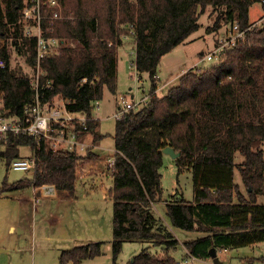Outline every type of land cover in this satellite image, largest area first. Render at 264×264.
Listing matches in <instances>:
<instances>
[{
  "label": "trees",
  "instance_id": "1",
  "mask_svg": "<svg viewBox=\"0 0 264 264\" xmlns=\"http://www.w3.org/2000/svg\"><path fill=\"white\" fill-rule=\"evenodd\" d=\"M51 1L40 0L38 20L25 17L36 0H0V59L5 61L0 66V114L22 117L37 93L42 103L63 101L67 110L87 117L86 128L75 121L73 129L91 146L82 154L53 149L46 138L8 132L0 138V156L9 164L21 156L22 146H30L36 167L31 178L5 179L0 194L45 184L74 194L78 167L100 160L94 146L104 135L93 110L106 87L116 94L118 49L131 36L134 65L149 74L152 84L148 103L115 123L113 264H120L117 258L127 240L161 245L165 252L159 256L144 247L128 264L178 263L171 251L179 239L153 209L162 200L160 168L167 146L180 152L175 159L179 168L193 171L194 200L174 196L166 203L171 225L203 233L183 242L191 256L204 259L211 257L212 247L218 252L264 242V203L258 202L264 194V22L252 26L249 19L250 7L256 2L264 6V0ZM209 6L218 16L208 30L220 28L221 21L238 22L247 29L244 37L209 67L184 71L159 95L155 76L162 57L199 29V18ZM28 25L38 26L40 35L27 30ZM40 37L57 40L58 46L39 58ZM13 52L25 58L33 74L12 64ZM236 170L242 183L235 180ZM103 243L63 249L59 264H82L100 255ZM250 259L264 263V255Z\"/></svg>",
  "mask_w": 264,
  "mask_h": 264
},
{
  "label": "rangeland",
  "instance_id": "2",
  "mask_svg": "<svg viewBox=\"0 0 264 264\" xmlns=\"http://www.w3.org/2000/svg\"><path fill=\"white\" fill-rule=\"evenodd\" d=\"M28 11L32 10L28 9ZM212 11L211 6L207 7L199 18V29L162 57L158 67L162 81L164 82L170 75L174 76V79L169 85L161 87L158 91L159 95L167 93L169 87L178 82L181 73L185 70L192 67H209L214 61L204 60L201 53L207 54L215 49L218 39L221 41L228 34L231 24L221 21L220 28L208 30V27L213 26L216 22L218 16L217 12ZM37 15L39 16V13L31 12L30 16L26 18L36 17L38 19ZM249 19L252 26L262 25L264 22L262 3L256 2L250 7ZM26 29L33 33H41L39 27L35 25H28ZM125 38V43L118 53L120 70L117 92L114 94L106 87L103 98L97 101L99 108L96 105L93 110V116H97L99 120V131L104 135L95 145L94 151L98 152L104 161L107 157L115 155L113 135L117 119L115 113L121 105L119 97L126 95L129 101H137L143 96L149 95L152 84L149 74L147 72L139 73L134 65L135 45L133 39L131 36ZM48 42L50 43L48 50L55 51L58 46L57 40H48ZM12 64L20 67L24 72L33 74V70L28 66L25 58L14 52ZM261 147L264 150V143ZM20 154L31 155V147L22 146ZM236 160L237 162L242 160V155L239 152L236 153ZM104 161L99 162L98 172L92 173L91 170H88L87 173H90L87 178L76 180L74 193L78 197L75 200L64 198V201H61L56 195L49 197L38 195L37 197L32 187L2 193L0 196V249L3 250H0V264H59V256L63 249L90 241H103L102 253L95 257L85 258L82 264H113V198L110 193L109 195L103 194L100 189L102 187L106 191H110L113 186V177L112 172L104 167V165L107 167V163L104 164ZM101 163L104 165H100ZM103 169L105 174L100 176ZM160 172L163 195L162 200L156 202L153 209L154 213L170 227L176 238L179 239L180 243L171 251V255L178 262L177 264H264L260 259H250L264 255V242L237 248L219 249L217 254L220 263H214L212 257L193 259L183 242L201 236L203 233L187 231L171 225L166 213V203L175 197L194 200L193 171L190 167L179 168L175 159L165 153ZM32 175L33 171L16 170L8 167L6 161H0V187L5 179L12 183L22 178H31ZM235 180L242 183V176L238 170H236ZM95 181L98 183L99 192H95L92 185ZM242 188L245 191L243 184ZM258 202L264 203V194L258 196ZM144 247H149L153 253L159 256L165 255L161 245L146 241L127 240L123 243L122 250L118 255V262L128 264L133 260V256Z\"/></svg>",
  "mask_w": 264,
  "mask_h": 264
},
{
  "label": "built area",
  "instance_id": "3",
  "mask_svg": "<svg viewBox=\"0 0 264 264\" xmlns=\"http://www.w3.org/2000/svg\"><path fill=\"white\" fill-rule=\"evenodd\" d=\"M51 4L57 5L56 0H52ZM40 0H36V5L26 8L25 17H29L31 12L38 10L39 13L38 20L40 19L39 12ZM31 9L32 11H28ZM57 12L54 13L53 17H58ZM247 29H241L238 22H235L231 25L228 34L223 37L215 49L203 55L204 60H215L218 59L221 52L226 48H233L237 42L244 37ZM40 35V33L38 34ZM54 40V39H53ZM47 43L45 39L39 38V48H38V57L44 56L47 51ZM50 44V43H49ZM5 61L0 59V66H3ZM40 70L38 68L37 76ZM159 80V75L155 76ZM33 84L35 87L38 86L37 80L33 79ZM150 99L149 95L143 96L137 101H129L126 95H121L119 101L121 105L116 111L115 116L117 118L123 117L131 109L143 106L148 103ZM98 105L97 101L95 106ZM78 121L86 128L87 117L82 114L73 113L67 110L65 103L63 101L55 100L52 103H42L39 99L38 93L35 96V102L30 106L26 107V111L22 117H6L0 114V138L5 137L8 132L20 133L33 136L36 140L41 138H46L50 140V145L53 149H69L75 150L77 153H85L90 144L80 140L77 137L76 131L73 129L74 122ZM116 152V150H115ZM0 161H6L5 158L0 156ZM7 164V162H6ZM115 164V155L110 158L108 166L112 172L113 166ZM8 167H11L16 170H26L34 171L36 167V158L33 154L29 156H23L12 159ZM47 191H52L51 187H47ZM193 259L196 257L192 256Z\"/></svg>",
  "mask_w": 264,
  "mask_h": 264
},
{
  "label": "crops",
  "instance_id": "4",
  "mask_svg": "<svg viewBox=\"0 0 264 264\" xmlns=\"http://www.w3.org/2000/svg\"><path fill=\"white\" fill-rule=\"evenodd\" d=\"M128 38V37H127ZM132 39H133V43H134V45H135V39H134V37H131ZM125 39L126 38H124V40H123V43H122V45H120V47H119V49H118V53H119V51H120V49H121V47H123V45H124V43H125ZM174 49V48H173ZM172 49V50H173ZM197 64V62L195 63V65ZM160 66V65H159ZM119 70H120V60L118 61V78H119ZM186 71V70H185ZM158 75H159V80H158V91L161 89V87L162 86H165V85H169L172 81H173V79H174V76H171L170 75V77L168 78V79H166V80H164V82L162 81L163 79H162V77H161V74L159 73V70H158V73H157ZM182 74V73H181ZM99 104V103H98ZM97 108H99V105H98V107ZM117 111V110H116ZM95 118H97V116H94ZM95 147V146H94ZM98 153V152H97ZM99 154V153H98ZM100 155V154H99ZM100 158H101V156H100ZM110 156L109 157H107V159L104 161V159H100V161L99 162H101V160H103L104 162V164L105 163H107V167L104 165V164H100V165H104V167L106 168V169H109V166H108V163H109V160H110ZM99 162L97 163V164H95V163H89V164H83V165H81L80 167H78V170H77V179H85V178H87V176L89 175V173L90 172H92V173H95V172H98L97 171V169L99 168ZM88 170H91L89 173H87L88 172ZM109 171H110V169H109ZM111 172V171H110ZM105 174V170L103 169L101 172H100V176H102V175H104ZM97 180H98V178H97ZM96 180V181H97ZM78 181V180H77ZM96 181H95V183H93L92 185H93V187H94V189H95V192H99V190L101 189L102 190V192H103V194H108L109 195V193H110V191H106V189H103L102 187H100V189H99V187H98V183H96ZM101 182H102V180H101ZM97 184V185H96ZM30 187H32V189L34 190V193H35V195H37V197H38V195H43V196H45L46 195V197H49L50 195L51 196H54V195H56L57 197H58V199L59 200H61V201H64V198H71V199H73V200H75L78 196H77V194H73V195H70V194H68L66 191H62V190H59L55 185H53V184H45V185H42V186H39V187H36V186H30ZM47 187L49 188V187H51L52 188V191H47L46 189H47ZM28 188V187H27ZM27 188H24V189H27ZM19 190H23V189H19ZM105 191V192H104ZM6 193V192H5ZM67 195H69L70 197H68ZM86 195H89V194H87L86 193ZM0 196H2V194H0ZM38 199V198H37ZM34 200V199H33ZM35 202H37L36 200H35ZM0 250H3V249H0Z\"/></svg>",
  "mask_w": 264,
  "mask_h": 264
},
{
  "label": "water",
  "instance_id": "5",
  "mask_svg": "<svg viewBox=\"0 0 264 264\" xmlns=\"http://www.w3.org/2000/svg\"><path fill=\"white\" fill-rule=\"evenodd\" d=\"M163 152L166 154H169L174 159L180 156V152L176 151L172 146L165 147L163 149ZM209 253H210V256L213 258L214 263H220L216 247H212Z\"/></svg>",
  "mask_w": 264,
  "mask_h": 264
}]
</instances>
